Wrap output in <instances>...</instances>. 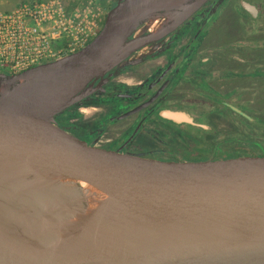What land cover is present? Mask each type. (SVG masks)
<instances>
[{
	"label": "water",
	"instance_id": "obj_1",
	"mask_svg": "<svg viewBox=\"0 0 264 264\" xmlns=\"http://www.w3.org/2000/svg\"><path fill=\"white\" fill-rule=\"evenodd\" d=\"M207 1L117 0L80 50L0 72V264H264V157H129L90 147L54 120ZM152 20L163 22L155 33ZM70 176L113 192L96 220L82 188L59 184Z\"/></svg>",
	"mask_w": 264,
	"mask_h": 264
},
{
	"label": "flooded vegetation",
	"instance_id": "obj_2",
	"mask_svg": "<svg viewBox=\"0 0 264 264\" xmlns=\"http://www.w3.org/2000/svg\"><path fill=\"white\" fill-rule=\"evenodd\" d=\"M214 1L205 2L143 56L132 55L118 65L100 89L56 115V126L90 147L129 157L176 163L227 160L221 157L226 140L220 138L226 129L210 119L211 111L238 113V98H231L236 91L226 95V84L240 86L243 75L240 59L226 64L221 47L214 53L216 45L205 40L223 3Z\"/></svg>",
	"mask_w": 264,
	"mask_h": 264
},
{
	"label": "rangeland",
	"instance_id": "obj_3",
	"mask_svg": "<svg viewBox=\"0 0 264 264\" xmlns=\"http://www.w3.org/2000/svg\"><path fill=\"white\" fill-rule=\"evenodd\" d=\"M38 1L51 0H0V14L9 13L20 4ZM57 1L61 3L67 20L76 19L84 25L85 20L92 18L96 31H99L103 18L117 0ZM240 2L255 8L254 17L242 9ZM218 11L216 19L210 20L211 27L205 40L211 47L216 45L214 53H220L218 48L221 47V52L226 54V64L231 63L235 56L240 59L238 64L243 75L240 86L226 84V95L236 91L231 98L234 95L238 98V113L228 108L211 111L210 119H216V125L221 128L224 125L226 129L225 137L220 138L226 140L227 150L221 157H264V0H223ZM193 21L198 19L193 18ZM64 41L62 39V43ZM143 52L133 56L141 57ZM237 69L240 70L238 66ZM227 79L230 80V77ZM228 100L227 104L230 103Z\"/></svg>",
	"mask_w": 264,
	"mask_h": 264
},
{
	"label": "built area",
	"instance_id": "obj_4",
	"mask_svg": "<svg viewBox=\"0 0 264 264\" xmlns=\"http://www.w3.org/2000/svg\"><path fill=\"white\" fill-rule=\"evenodd\" d=\"M97 33L92 18L84 25L67 20L57 0L23 3L0 14V71L15 75L60 59L83 48Z\"/></svg>",
	"mask_w": 264,
	"mask_h": 264
},
{
	"label": "bare ground",
	"instance_id": "obj_5",
	"mask_svg": "<svg viewBox=\"0 0 264 264\" xmlns=\"http://www.w3.org/2000/svg\"><path fill=\"white\" fill-rule=\"evenodd\" d=\"M162 25V21L152 20L146 28H148L149 32L155 33L162 27ZM147 49L148 47H145L142 51ZM59 184L79 186L82 188L87 199V215L91 220H96L102 215L107 203L114 195L110 189L97 185L81 177L70 176L61 180Z\"/></svg>",
	"mask_w": 264,
	"mask_h": 264
},
{
	"label": "trees",
	"instance_id": "obj_6",
	"mask_svg": "<svg viewBox=\"0 0 264 264\" xmlns=\"http://www.w3.org/2000/svg\"><path fill=\"white\" fill-rule=\"evenodd\" d=\"M114 4H115V3H114ZM114 4H112V6H113ZM20 5H21V4H20ZM18 6H19V5H18ZM112 6H111V7H112ZM111 7H110V8H111ZM110 8H109V9H110ZM0 72H2V71H0ZM3 73H4V72H3Z\"/></svg>",
	"mask_w": 264,
	"mask_h": 264
}]
</instances>
